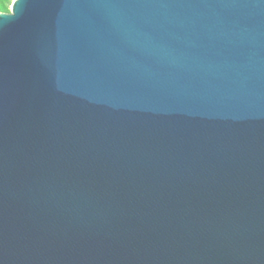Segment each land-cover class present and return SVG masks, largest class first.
Wrapping results in <instances>:
<instances>
[{
	"label": "water",
	"instance_id": "obj_1",
	"mask_svg": "<svg viewBox=\"0 0 264 264\" xmlns=\"http://www.w3.org/2000/svg\"><path fill=\"white\" fill-rule=\"evenodd\" d=\"M0 264H264V0H12Z\"/></svg>",
	"mask_w": 264,
	"mask_h": 264
},
{
	"label": "trees",
	"instance_id": "obj_2",
	"mask_svg": "<svg viewBox=\"0 0 264 264\" xmlns=\"http://www.w3.org/2000/svg\"><path fill=\"white\" fill-rule=\"evenodd\" d=\"M11 1L12 0H0V12L6 11L9 8Z\"/></svg>",
	"mask_w": 264,
	"mask_h": 264
}]
</instances>
